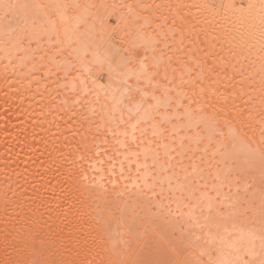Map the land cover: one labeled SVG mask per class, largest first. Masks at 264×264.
<instances>
[{
	"label": "snow or ice",
	"instance_id": "snow-or-ice-1",
	"mask_svg": "<svg viewBox=\"0 0 264 264\" xmlns=\"http://www.w3.org/2000/svg\"><path fill=\"white\" fill-rule=\"evenodd\" d=\"M40 7L20 0H0V22L6 21L8 26L22 24L21 34L27 35V21L31 19L32 28L37 27L33 9ZM47 7L66 18L70 8L92 6L55 4ZM124 7L145 20L159 13L155 22L172 54L152 63H148L147 57L137 61L135 49L138 45L133 44L122 55L120 50H114L111 37L94 38L90 33L81 34L77 25L72 36L67 38L68 47L76 53L78 49L73 47V43L81 44L83 57L77 56L81 65L89 72L92 71L88 67L91 64L98 66L97 71L107 68L109 82L96 89L81 87L78 83L80 76L75 74L78 71L76 64L68 60L66 65L60 66L59 71L64 78H72L70 90L73 96L59 105H54V100L45 105L49 110H42L43 119L33 125L32 140L37 139L36 128L43 129L45 135L40 136L38 143H28L25 137V148L32 151L24 154L29 157V162H39L46 171L56 169L68 179L79 178L86 182L84 189L89 193V206L103 220L105 235L111 237L114 233L122 238L125 235L134 237L139 222L155 226L157 222L164 221L173 228L179 226L170 206L163 200L154 202L150 195L155 193L159 183L153 170L159 167L161 172H171L175 176V169H180L186 173L184 179L187 180L185 160L190 162L193 172L198 168L194 163L195 151L203 138L181 136L183 129L179 125L169 135L168 125L172 120L167 114L171 110L178 112L182 108L183 113L175 117L177 121L190 124L197 119V127L203 123L205 131L210 133L220 132V119L225 120L235 139L240 137L233 121L240 125V132L245 128L254 133L258 131L260 146L249 148L251 156L241 160L238 154H233V166L218 170L214 179L221 187L229 188L225 200L233 217L258 220L261 232L259 247L253 243L244 249H236L232 259H213L210 256L207 264H264V0L259 6V24L248 19L247 29L239 33V38L231 36L230 31H217L222 26L216 18L226 17L223 10L234 9V4H222L218 10L212 3L159 4L141 0ZM253 7L249 4L248 10ZM161 9H165L168 15H163ZM192 9H196L198 14L193 15ZM239 11L243 14L246 10L241 8ZM161 20L162 23L159 22ZM49 25L56 27L53 16L48 17V23L43 27L48 28ZM59 53L63 54V50ZM89 54L92 59L87 61ZM44 59V56L39 57L41 62ZM230 70L232 75L227 82L238 81V90L232 93L233 99L217 87L221 83L220 77L227 79ZM236 87L233 85L234 89ZM237 100L243 101V105ZM162 108L164 113H161ZM205 109H211V112ZM220 112L224 115L218 116ZM229 112L233 115L228 116ZM257 114L258 129L254 127ZM208 139L211 141L212 136L209 135ZM204 151H208L207 147ZM256 154L258 174L256 160L252 158ZM200 159L203 161V157ZM149 160L152 161L151 166ZM207 212L204 223L194 222L190 217V226L201 230L209 227L214 222L211 201L207 204ZM217 213L220 214L219 209ZM161 239L177 255L183 256L197 246L200 237L191 231L181 230L178 243H172L163 235ZM205 254L200 252V256ZM114 264L126 262L117 259ZM138 264L169 262L145 261ZM175 264L205 262L190 254Z\"/></svg>",
	"mask_w": 264,
	"mask_h": 264
},
{
	"label": "bare ground",
	"instance_id": "bare-ground-1",
	"mask_svg": "<svg viewBox=\"0 0 264 264\" xmlns=\"http://www.w3.org/2000/svg\"><path fill=\"white\" fill-rule=\"evenodd\" d=\"M20 2L42 7L33 9L37 27L33 29L32 20L29 19L27 35L21 34L24 29L22 24L13 23L8 26L6 21L0 22V264L37 262L114 264L118 257L124 254L126 264H134L139 254L147 250L145 248L151 244L152 239L165 244L160 239L163 233L158 228L161 225V230L166 228L168 233L177 235L175 237H180L181 230L191 231L200 237L197 246L189 249L183 256L177 255L165 245L173 261L170 263L173 264L190 254L207 264L210 256L213 259H232L236 249H244L253 243L258 248L261 235L258 220L254 221L251 217H233L225 200L229 188L221 187L214 179L218 170H226L233 166V154H238L243 160L246 156H251L249 148L256 149L260 146L258 131L254 133L245 128L240 132V125L234 121L232 123L240 139L233 137L224 119L219 121L220 132L210 133L205 131L203 123L197 127L199 123L197 119H193L190 124L187 121H177L175 117L183 113L182 108L178 112L173 109L167 114L172 120L168 125L169 135L172 129L179 125L183 129L180 132L181 136L203 138L199 149L195 151L194 163L198 168L193 172L190 162L185 160V166L188 168L187 180L184 179L186 173L180 169H175V176L171 172H161L159 167L153 170L159 183L155 193L150 195L153 196L154 202L163 200L165 205L170 206L171 212L175 214L174 219L179 221V226L173 228L164 221L157 222L155 226L139 222L134 237L125 235L122 238L114 233L109 237L104 234L103 220L99 219L96 211L89 206V193L84 189L86 182L79 178L68 179L56 169L46 171L39 162H29V157L24 153L32 150L25 148L24 138L27 137L28 143H38L40 136L45 135L43 129L36 128L37 139L32 140L33 125L37 120L43 119L42 110L43 112L49 110L45 105L53 103V100L54 105H59L66 98L70 99L73 96L70 90L72 78L66 80L59 71L60 66L72 60L78 69L75 74L80 76L78 83L81 87L96 89L99 85H107L109 82L107 68L97 71L98 66L91 64L88 65L92 69L89 72L87 67L81 65L77 59V56L83 57L81 44L73 43V47L78 49L76 53L68 47L67 38L72 36L77 25L81 34L90 33L94 38L111 37L114 50H120L122 55L126 54V50L133 44L138 45L135 49L137 61L147 57L148 63H152L172 53L168 51L162 31L155 22L159 13L145 20L124 7L129 3H139L141 0H20ZM145 2L186 5L212 3L218 10L222 4H234V9L223 10L226 17L222 15L216 18L222 26L217 31H230L231 36L237 38L240 32L247 29L248 19L259 24L261 0H145ZM55 4L92 7L70 8L68 16L62 18L55 14L53 8L47 7ZM249 4L255 7L248 10ZM241 8L246 10L243 14L239 11ZM160 12L168 15L165 9H161ZM192 14H198L196 9H192ZM49 16L55 19L56 27L51 25L48 28L43 27L48 23ZM21 40L23 44L20 43ZM59 50H63V54H60ZM40 56L45 57L42 62L39 60ZM91 59L89 54L87 61ZM231 75L230 70L228 78L221 76V83L217 85L219 91L226 93L229 99H233V91L238 90V81H232L231 84L227 82ZM93 80L96 81L95 84ZM233 85L237 86L236 89ZM101 100L102 102L104 100L103 93ZM237 103L243 105L241 100H237ZM205 111L211 112V109ZM161 113H164L163 108ZM217 115L223 116L224 113L220 112ZM227 115L232 116L233 113L229 112ZM258 120L257 114V122L254 124L257 129ZM209 135L212 136L211 141L208 139ZM168 142L171 143L170 140ZM193 147L195 148V145ZM205 147L208 149L206 153ZM252 158L256 160L258 174V154ZM148 163L151 166L152 161L149 160ZM209 201L213 205L211 215L214 222L203 230L191 227L190 217L194 222H205ZM164 234L166 235L165 232ZM201 251L206 254L200 256Z\"/></svg>",
	"mask_w": 264,
	"mask_h": 264
},
{
	"label": "rangeland",
	"instance_id": "rangeland-1",
	"mask_svg": "<svg viewBox=\"0 0 264 264\" xmlns=\"http://www.w3.org/2000/svg\"><path fill=\"white\" fill-rule=\"evenodd\" d=\"M158 227H160V225H158ZM161 227H162V225H161ZM158 228L159 229V231H162V233L163 234H161V232H160V234H161V236L163 235V236H165V237H168V240H172V243H178V241H177V238H179V237H175V236H177V235H172V234H170V233H168L167 231H168V229L166 230V228H163V230H166V231H163V230H161L162 228ZM164 232L166 233V235L164 234ZM169 234V235H168ZM170 235H172L171 237H170ZM160 236V235H159ZM160 236V237H161ZM175 237V239H174V237ZM161 239V238H160ZM157 239H152V241H150V245H148V247H146L145 249H147L145 252L143 251V252H141L139 255V257L135 260V262H134V264H138V262H145V261H167V262H173L172 261V259H170V254H169V250H168V248L167 247H165V245L166 244H161V243H159V241L157 242L156 241ZM170 240V241H171ZM174 240H176V241H174ZM154 241H156V242H154ZM154 244V245H153ZM151 246H152V249H150L151 248ZM144 249V250H145ZM151 250V251H150ZM171 250V249H170ZM147 252H149V253H147ZM154 252V253H153ZM155 254H156V256H155ZM120 256V255H119ZM122 256V255H121ZM152 256H154V257H152ZM170 256V257H169ZM128 257V256H127ZM120 258V261L124 258L125 259V254L122 256V257H118V259ZM123 259V260H124ZM155 259V260H154ZM122 260V261H123ZM126 260V259H125ZM124 260V261H125ZM170 264H173V263H170Z\"/></svg>",
	"mask_w": 264,
	"mask_h": 264
}]
</instances>
